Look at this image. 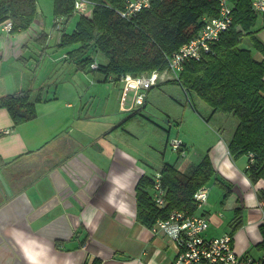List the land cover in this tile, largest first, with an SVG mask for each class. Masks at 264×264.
I'll return each instance as SVG.
<instances>
[{
	"label": "crops",
	"instance_id": "obj_1",
	"mask_svg": "<svg viewBox=\"0 0 264 264\" xmlns=\"http://www.w3.org/2000/svg\"><path fill=\"white\" fill-rule=\"evenodd\" d=\"M259 17L256 37L264 44V17ZM59 40L53 28L49 31L48 24L37 19L25 31L6 33L0 26V98L20 91H28L31 100L40 96L34 117L19 125L0 107V176L9 190L6 193L0 182V264H85L94 259L101 264H170L172 244L137 222L135 199L138 180L154 177L166 163L152 167L150 162L158 157L139 161L114 146L121 140L120 124L109 117L124 112L119 109L120 86L111 83L115 92L105 100L102 87L84 90L68 73L85 70L63 59L66 50L57 48ZM243 44L251 47L249 40ZM253 57L261 59L254 51ZM46 58L52 61L45 60L43 67L40 61ZM85 72L104 82L100 73ZM88 95L99 97L94 112L86 106ZM230 122V132L216 139L207 155L216 177L230 184L225 210L240 209L237 231L229 234L232 248L253 256L263 224L258 209L263 200L257 199L256 191L264 194V181L249 182L244 174L247 156H229L227 142L237 123L234 118ZM110 134L112 142L107 140ZM191 166L178 169L186 172ZM209 191L205 207L195 214L218 228L224 224L223 215L207 208ZM110 192L114 204L106 199Z\"/></svg>",
	"mask_w": 264,
	"mask_h": 264
},
{
	"label": "trees",
	"instance_id": "obj_2",
	"mask_svg": "<svg viewBox=\"0 0 264 264\" xmlns=\"http://www.w3.org/2000/svg\"><path fill=\"white\" fill-rule=\"evenodd\" d=\"M88 1L93 4L90 18L79 15L73 30L66 32L73 21V0H55L54 17L64 20L57 48L66 50L63 59L75 61L79 70L99 72L104 82L116 85L126 74L139 76L165 71L166 59L197 35L202 19L218 15L215 0H151L149 8L128 19L121 18L118 12L130 0ZM231 2L229 29L211 45L210 52L198 60L185 62L176 81L209 106L212 114L221 113L236 120L227 150L233 160L252 155L253 161L244 174L255 185L264 181V44L256 37L259 16L264 14L256 13L248 0ZM36 16L35 0H0V26L10 21L11 32L27 30ZM245 40L251 44L249 49L242 45ZM253 51L261 55L260 60L253 57ZM94 54L103 56L107 62L98 64L97 70L90 69ZM39 98L31 100L28 91H20L0 98V107L8 111L14 125H19L34 117V104ZM140 107L128 111L130 116L139 114ZM187 170L181 172L174 165H162L158 174L165 191L163 208L152 199L153 177L142 176L138 180L135 199L139 224L149 229L157 219L166 218L175 209L194 213V193L212 179L223 187L224 201L229 197L230 184L216 177L208 155ZM256 196L264 202L263 193L256 191ZM238 225L239 220L234 228ZM259 231L262 239L255 248L261 251L262 258L264 224H260ZM85 264L101 261L94 259Z\"/></svg>",
	"mask_w": 264,
	"mask_h": 264
},
{
	"label": "rangeland",
	"instance_id": "obj_3",
	"mask_svg": "<svg viewBox=\"0 0 264 264\" xmlns=\"http://www.w3.org/2000/svg\"><path fill=\"white\" fill-rule=\"evenodd\" d=\"M35 1L36 19L41 22V25L47 23L48 29L51 31L52 28L54 29L55 0ZM90 16L89 12L86 17L90 18ZM77 18L78 15H74L73 13V21L68 24L66 32L73 30ZM49 33L44 34L50 35ZM36 34V32L33 33V35ZM48 37L50 39V36ZM242 45L245 46V44ZM51 51L59 54L57 48H53ZM62 51L64 52L65 50L62 49ZM93 56L94 63L103 65L107 63L103 56L99 54H94ZM45 60L48 63L52 61L48 58L41 60L40 63L43 67L47 65L44 63ZM42 66L39 67L38 72H41ZM68 76H76L75 79L78 78L76 82L80 83L84 90L86 88L90 89L94 85L102 87L104 89L103 100L106 99L108 94L115 92L113 91L115 89L113 83L112 85L111 82L97 81L91 72L71 69ZM164 81L158 82L157 86L149 89L147 92H143L145 96L144 105L140 107L139 114L130 116L128 112H115V114L109 115V118L113 119L116 124H120L119 133L122 141L119 140L118 143L116 141L114 144L117 143V145L114 146L128 150L139 161H151L155 157H158L156 162H150L151 164L149 165L152 167L153 164L160 165L162 162L174 165L177 168L184 165L194 166L207 155L208 149L216 139L225 138V135L230 132V119L232 118L221 113L212 114L209 106L193 93H187L176 80ZM91 90L93 91V89ZM87 94H90V91H87ZM85 101L87 102L86 106L88 109L90 108L93 112L96 111L99 105V97L88 95ZM38 102L40 103V100ZM179 137L185 143L184 156H179L170 146V142L174 139L180 140ZM107 140L112 142L111 134L108 135ZM19 174L22 175L24 173ZM214 184L213 180H210L207 184V187L210 188V200L207 208H212V212L221 213L224 224L218 228L210 225L204 233V236L208 238L235 234L237 228H234V224L239 220L238 212L225 210L223 205L224 189ZM235 217L238 219L235 220ZM151 229L152 227L149 228L150 232ZM260 252V250L254 249L251 251V254L257 257Z\"/></svg>",
	"mask_w": 264,
	"mask_h": 264
},
{
	"label": "built area",
	"instance_id": "obj_4",
	"mask_svg": "<svg viewBox=\"0 0 264 264\" xmlns=\"http://www.w3.org/2000/svg\"><path fill=\"white\" fill-rule=\"evenodd\" d=\"M218 6V15L213 18H203L201 29L197 35L183 44L170 58L166 59L167 67L162 73L132 76L126 74L119 81L120 97L119 109L124 112L131 111L144 105V94L158 82L164 80H178L184 63L189 60H198L210 52L211 45L225 33L232 22V0H215ZM252 9L258 14H264V0H248ZM151 0L127 1L124 10L118 12L121 18L128 19L142 9L149 8ZM74 15L87 16L92 11L93 4L88 0H73ZM64 20L54 17V32L59 36ZM2 31L10 33L12 23L4 22ZM90 69L97 70L98 64L92 62ZM113 83L112 81H110ZM165 82V81H164ZM114 84V83H113ZM172 150L184 156L185 145L182 141L174 139L170 142ZM250 154L247 166L253 161ZM154 203L163 208L166 205L165 191L160 184V176L153 177ZM208 187L202 186L193 195V206L201 209L207 202ZM260 221L264 224V202L258 205ZM209 223L206 217L189 212L187 209L172 210L166 218L157 219L151 232L154 235H165L174 248V258L170 264H264V257H253L248 254H237L232 248V236L223 235L208 238L204 233L208 230Z\"/></svg>",
	"mask_w": 264,
	"mask_h": 264
},
{
	"label": "clouds",
	"instance_id": "obj_5",
	"mask_svg": "<svg viewBox=\"0 0 264 264\" xmlns=\"http://www.w3.org/2000/svg\"><path fill=\"white\" fill-rule=\"evenodd\" d=\"M119 177H115L114 179H118ZM115 190H113L114 192ZM113 192H110L108 194V196L106 197V199L108 200V202L110 204H114V195H113ZM122 203V202H121ZM117 211H122V207H117ZM96 227H98V225H95Z\"/></svg>",
	"mask_w": 264,
	"mask_h": 264
},
{
	"label": "water",
	"instance_id": "obj_6",
	"mask_svg": "<svg viewBox=\"0 0 264 264\" xmlns=\"http://www.w3.org/2000/svg\"><path fill=\"white\" fill-rule=\"evenodd\" d=\"M0 182H1V185L3 186L5 192L9 194V190H8L6 184H5V182H4V180L2 179L1 176H0Z\"/></svg>",
	"mask_w": 264,
	"mask_h": 264
}]
</instances>
